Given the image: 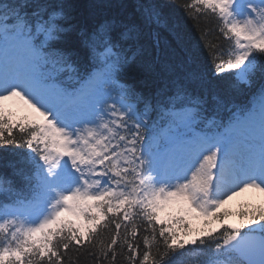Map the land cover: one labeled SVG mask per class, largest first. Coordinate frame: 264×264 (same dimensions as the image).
Returning a JSON list of instances; mask_svg holds the SVG:
<instances>
[{
  "label": "snow or ice",
  "instance_id": "snow-or-ice-1",
  "mask_svg": "<svg viewBox=\"0 0 264 264\" xmlns=\"http://www.w3.org/2000/svg\"><path fill=\"white\" fill-rule=\"evenodd\" d=\"M78 7L0 0V264H264V0Z\"/></svg>",
  "mask_w": 264,
  "mask_h": 264
},
{
  "label": "trees",
  "instance_id": "trees-1",
  "mask_svg": "<svg viewBox=\"0 0 264 264\" xmlns=\"http://www.w3.org/2000/svg\"><path fill=\"white\" fill-rule=\"evenodd\" d=\"M75 2L79 5V7L77 9V13H78L77 18L83 20L87 16L88 0H75ZM174 11H175V14L177 16H179L181 18V20L184 22V26L187 29H189L191 32H193L194 34L198 35V33L196 32L194 24L184 17L183 10L180 8H176ZM211 25H212V20H211V18H209L208 22H207V26H211ZM139 86L141 88H144L147 85L142 83ZM2 154H3V150H0V156H2ZM73 258H74V264H96V262L92 259V257L89 256L83 250H81V254H79L78 256L74 255Z\"/></svg>",
  "mask_w": 264,
  "mask_h": 264
},
{
  "label": "rangeland",
  "instance_id": "rangeland-1",
  "mask_svg": "<svg viewBox=\"0 0 264 264\" xmlns=\"http://www.w3.org/2000/svg\"><path fill=\"white\" fill-rule=\"evenodd\" d=\"M264 204V195L258 192H246L241 194L240 196L234 198L230 201L225 208H228L232 213V217L230 218V223H239V211L251 206L258 207L259 205ZM202 221H195L194 227H202Z\"/></svg>",
  "mask_w": 264,
  "mask_h": 264
}]
</instances>
